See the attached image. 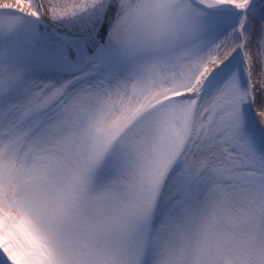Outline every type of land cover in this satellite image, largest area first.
I'll list each match as a JSON object with an SVG mask.
<instances>
[{"label":"snow or ice","instance_id":"6c2138e0","mask_svg":"<svg viewBox=\"0 0 264 264\" xmlns=\"http://www.w3.org/2000/svg\"><path fill=\"white\" fill-rule=\"evenodd\" d=\"M0 264H264V0H0Z\"/></svg>","mask_w":264,"mask_h":264}]
</instances>
